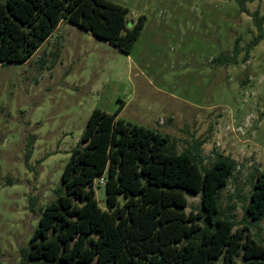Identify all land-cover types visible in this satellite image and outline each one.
Listing matches in <instances>:
<instances>
[{
    "label": "rangeland",
    "instance_id": "rangeland-1",
    "mask_svg": "<svg viewBox=\"0 0 264 264\" xmlns=\"http://www.w3.org/2000/svg\"><path fill=\"white\" fill-rule=\"evenodd\" d=\"M109 1L128 10L126 28L144 17L129 54L63 22L27 62L0 66V264L21 260L92 111L120 106L118 119L169 136L177 153L200 143L205 167L233 160L223 214L264 244V219L244 211L264 175V41L246 62L244 52L237 64L216 62L257 35L255 12L264 30V0H245L246 12L234 0ZM93 186L105 208L104 185ZM186 198L196 215L199 196Z\"/></svg>",
    "mask_w": 264,
    "mask_h": 264
},
{
    "label": "trees",
    "instance_id": "trees-1",
    "mask_svg": "<svg viewBox=\"0 0 264 264\" xmlns=\"http://www.w3.org/2000/svg\"><path fill=\"white\" fill-rule=\"evenodd\" d=\"M246 12L245 0H234ZM128 10L109 0H0V66L27 62L60 23L68 22L129 54L144 26L140 16L126 28ZM263 18L254 13L257 35L246 48L235 44L216 62L237 64L264 41ZM123 30L125 33L123 34ZM93 110L71 150L55 190L42 210L18 264H264V244L247 227L235 230L222 211L221 191L235 163L219 156L205 167L200 143L177 153L167 135ZM104 179L105 208L93 183ZM186 195L200 198L187 213ZM251 220L264 219V175L244 206Z\"/></svg>",
    "mask_w": 264,
    "mask_h": 264
},
{
    "label": "built area",
    "instance_id": "built-area-1",
    "mask_svg": "<svg viewBox=\"0 0 264 264\" xmlns=\"http://www.w3.org/2000/svg\"><path fill=\"white\" fill-rule=\"evenodd\" d=\"M101 184H104V179L100 178L99 181Z\"/></svg>",
    "mask_w": 264,
    "mask_h": 264
}]
</instances>
